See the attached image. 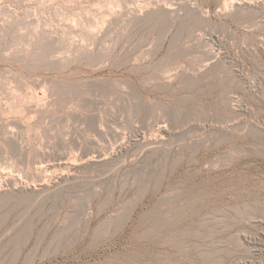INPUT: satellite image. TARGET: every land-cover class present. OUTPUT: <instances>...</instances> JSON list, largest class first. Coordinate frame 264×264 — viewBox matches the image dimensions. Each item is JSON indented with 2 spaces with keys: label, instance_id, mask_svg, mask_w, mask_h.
<instances>
[{
  "label": "rangeland",
  "instance_id": "rangeland-1",
  "mask_svg": "<svg viewBox=\"0 0 264 264\" xmlns=\"http://www.w3.org/2000/svg\"><path fill=\"white\" fill-rule=\"evenodd\" d=\"M138 1L0 0V264H264V0Z\"/></svg>",
  "mask_w": 264,
  "mask_h": 264
},
{
  "label": "bare ground",
  "instance_id": "bare-ground-1",
  "mask_svg": "<svg viewBox=\"0 0 264 264\" xmlns=\"http://www.w3.org/2000/svg\"><path fill=\"white\" fill-rule=\"evenodd\" d=\"M137 1H138V0H137ZM182 1H183V0H182ZM182 1H181V2H182ZM138 2H139V1H138ZM225 2H226V1H225ZM179 3H180V2H179ZM187 3H188V2H187ZM138 4H139V3H138ZM139 5H140V4H139ZM243 6H244V5H243ZM160 7H163V6L161 5ZM4 8H5V7H4ZM132 8H133V7H132ZM164 8H165V7H164ZM166 8H167V7H166ZM168 8H169V7H168ZM168 8L166 9L167 11H168ZM170 8H172V7H170ZM0 9H1V8H0ZM7 9H8V8H7ZM145 9H146V8H145ZM148 9H149V6H148ZM157 9H158V8H157ZM157 9H156V10H157ZM162 9H163V8H162ZM190 9H191V7H190ZM140 10H141V9H140ZM158 10H159V9H158ZM28 11H29V10H27L26 12H28ZM169 11H170V9H169ZM14 12H15V11H14ZM156 12H157V11H156ZM156 12H155V14H156ZM159 12H160V10H159ZM161 12H163V10H162ZM7 13H8V12H7ZM151 13H152V12H151ZM139 14H140V13H139ZM146 14H147V13H146ZM160 14H161V13H160ZM16 15H17V14H16ZM28 15H29V14H28ZM134 16H135V15H134ZM139 16H140V15H139ZM146 16H148V15H146ZM21 17H22V16H21ZM144 17H145V16H144ZM22 18H23V17H22ZM137 18H139V17L137 16ZM141 18H142V17H141ZM141 18H140V19H141ZM14 19H15V18H14ZM6 20H7V19H5V22H6ZM9 20H10V19H9ZM11 20H12V19H11ZM15 20H16V19H15ZM19 20H20V19H19ZM25 20H26V19H25ZM25 20H24V21H25ZM11 22H13V21H11ZM7 23H8V22H7ZM18 23H19V22H18ZM22 24H23V23H22ZM3 25H4V24H3ZM16 25H17V24H16ZM6 26H7V25H6ZM10 26H11V25H10ZM17 27H18V26H17ZM3 28H5V27H3ZM8 29H9V28H8ZM43 29H44V28H43ZM9 30H10V29H9ZM16 30H17V28H16ZM18 30H20V29H18ZM5 31H6V30H5ZM16 32H17V31H16ZM49 32H50V31H48V33H49ZM6 33H7V32H6ZM6 33H5V34H6ZM10 33H11V32H10ZM40 33H41V32H40ZM91 33H92V32H91ZM2 34H3V33H2ZM14 35H15V34H14ZM42 35H43V34H42ZM47 35H48V34H47ZM6 36H7V35H6ZM11 36H12V35H11ZM15 36H16V35H15ZM3 37H4V35H3ZM17 37H18V36H17ZM52 37H53V36H52ZM1 38H2V37H1ZM14 38H15V37H14ZM19 38H20V37H19ZM23 38H24V37H23ZM42 38H43V37H42ZM47 38H48V37H47ZM95 38H96V37H95ZM21 39H22V38H21ZM0 40H2V39H0ZM47 41H48V40H47ZM50 41H51V39H50ZM1 42H2V41H1ZM5 43H6V42H5ZM70 43L73 44V42H70ZM40 44H41V42H40ZM40 44H39V45H40ZM42 44H43V43H42ZM44 44H45V43H44ZM78 44H79V43H78ZM80 45H81V44H80ZM82 45H83V44H82ZM82 45H81V46H82ZM2 46H3V44H2ZM3 47H4V46H3ZM44 48H45V47H44ZM46 48H47V46H46ZM86 48H87V46H86ZM1 49H2V47H1ZM1 49H0V50H1ZM4 49H5V48H4ZM81 49H82V47H81ZM46 50H47V49H46ZM91 50H93V49H91ZM19 51H20V50H19ZM44 51H45V50H44ZM81 51H82V50H81ZM81 51H80V52H81ZM0 52H1V51H0ZM3 52H5V51H3ZM21 52H22V51H21ZM78 52H79V50H78ZM94 52H95V51H94ZM11 53H12V52H11ZM11 53H10V54H11ZM13 53H14V52H13ZM16 53H17V51H16ZM82 53H83V52H82ZM3 54H4V53H3ZM89 54H90V53H89ZM99 54H101V53H99ZM99 54H98V55H99ZM4 55H5V54H4ZM6 55H7V54H6ZM90 55H91V54H90ZM98 55H95V56H98ZM57 56H58V55H57ZM82 56H83V55H82ZM2 57H3V56H2ZM5 57H6V56H5ZM83 57H84V56H83ZM81 58H82V57H81ZM89 58H90V57H89ZM60 59H61V58H60ZM60 59H59V60H60ZM54 60H55V59H54ZM57 60H58V58H57ZM64 60H65V59H64ZM96 60H97V58H96ZM50 61H51V60H50ZM55 61H56V60H55ZM62 62H63V61H62ZM62 62H61V63H62ZM65 62H66V61H65ZM51 63H52V62H51ZM57 63H58V62H57ZM49 64H50V63H49ZM52 65H53V64H52ZM9 81H10V80H9ZM39 81H41V80H39ZM5 82H6V81H5ZM52 82H53V81H52ZM0 83H1V82H0ZM41 83H42V82H41ZM47 83H48V82H47ZM50 83H51V81H50ZM56 83H57V82H56ZM110 83H111V81H110ZM115 83H116V82H115ZM10 84H11V82H10ZM34 84H35V83H34ZM36 84H37V83H36ZM42 84H43V83H42ZM51 85H52V84H51ZM53 85H54V84H53ZM115 85H116V84H115ZM118 85H119V84H118ZM2 86H3V85H2ZM7 86H8V85H7ZM49 86H50V84H49ZM93 86H94V85H93ZM99 86H100V85H99ZM8 87H9V86H8ZM11 87H12V86H11ZM35 87H36V86H35ZM40 87H41V86H40ZM47 87H48V85H47ZM47 87H45V88H47ZM65 87H66V86H65ZM68 87H69V86H68ZM71 87H72V86H71ZM91 87H92V86H91ZM118 87H119V86H118ZM9 88H10V87H9ZM14 88H15V87H14ZM50 88H51V87H50ZM120 88H121V87H120ZM3 89H4V88H3ZM7 89H8V88H7ZM16 89H17V88H16ZM34 89H35V88H34ZM47 89H48V88H47ZM65 89H66V88H65ZM67 89H68V88H67ZM69 89H70V88H69ZM8 90H9V89H8ZM14 90H15V89H14ZM39 90H40V89H39ZM51 90H52V89H51ZM71 90H72V89H71ZM94 90H95V89H94ZM4 91H5V90H4ZM4 91H3V92H4ZM9 91H10V90H9ZM29 91H31V90H29ZM47 91H48V90H47ZM63 91H64V90H63ZM63 91H62V92H63ZM14 92H15V91H14ZM34 92H35V91H34ZM42 92H43V91H42ZM51 92H52V91H51ZM109 92H110V91H109ZM118 92H119V91H118ZM6 93H9V92H6ZM10 93H11V92H10ZM25 93H26V92H25ZM27 93H28V92H27ZM27 93H26V94H27ZM31 93H32V92H31ZM39 93H40V91H37V92H36V95H37V94L39 95ZM99 93H100V92H99ZM102 93H103V92H102ZM20 94H21V93H20ZM28 94H29V93H28ZM41 94H42V93H41ZM43 94H44V93H43ZM45 94H46V93H45ZM50 94H52V93H50ZM65 94H66V93H65ZM65 94H63V95H65ZM105 94H106V92H105ZM108 94H109V93H108ZM17 95H18V94H17ZM17 95H16V96H17ZM22 95H24V94H22ZM31 95H32V94H31ZM38 95H37V96H38ZM57 95H58V94H57ZM9 96H10V95H9ZM11 96H12V95H11ZM11 96H10V97H11ZM16 96H15V97H16ZM19 96H20V95H19ZM25 96H26V95H25ZM28 96H29V95H28ZM59 96H60V95H59ZM12 97H13V96H12ZM30 97H31V96H30ZM32 97H33V95H32ZM39 97H40V96H39ZM52 97H53V96H52ZM62 97H63V96H62ZM16 98H17V97H16ZM18 98L20 99V97H18ZM22 98H24V97L22 96ZM25 98H26V97H25ZM34 98H35V96H34ZM34 98H33V99H34ZM40 98H41V97H40ZM97 98L99 99V97H97ZM14 99H15V98H14ZM27 99H28V98H27ZM37 99H38V97H37ZM46 99H47V98H46ZM49 99H50V98H49ZM53 99H54V98H53ZM60 99H61V98H60ZM88 99H89V97H88ZM12 100H13V98H12ZM17 100H18V99H17ZM28 100H29V99H28ZM42 100H43V99H42ZM42 100H40V101H42ZM56 100H57V99H56ZM104 100H105V99H104ZM2 101H3V100H2ZM9 101H10V100H9ZM15 101H16V100H15ZM35 101H36V100H35ZM45 101H46V100H45ZM49 101H50V100H49ZM93 101H94V100H93ZM17 102H18V101H17ZM17 102H16V104H17ZM22 102H23V101H22ZM22 102H21V103H22ZM24 102H25V101H24ZM37 102H38V100H37ZM91 102H92V101H91ZM1 103H2V102H1ZM7 103H8V102H7ZM10 103H11V102H10ZM13 103H14V102H13ZM27 103H28V102H27ZM38 103H39V102H38ZM43 103H44V102H43ZM101 103H102V100H101ZM105 103H106V102H105ZM28 104H30L31 106L35 107V104H34V103H30V101H29ZM40 104H42V103H40ZM83 104H84V103H83ZM93 104H94V103H93ZM102 104H103V103H102ZM6 105H7V104H6ZM6 105H5V107H6ZM13 105H14V104H13ZM26 105H27V104H26ZM86 105H87V104H86ZM99 105H100V104H98V107H99ZM104 105H106V104H104ZM108 105H109V104H108ZM16 106H17V105H16ZM21 106H22V104H21ZM21 106H20V107H21ZM27 106H28V105H27ZM94 106H95V105H94ZM0 107H1V106H0ZM20 107H19V108H20ZM29 107H30V106H29ZM107 107H109V106H107ZM88 108H89V107H88ZM88 108H87V109H88ZM94 108H96V107H94ZM14 109H15V108H14ZM14 109H13V110H14ZM84 109H85V108H84ZM105 109H106V107H105ZM5 110H6V109H5ZM20 110H21V109H19V111H20ZM23 110H24V108H23ZM25 110H26V109H25ZM37 110H38V109H37ZM40 110H41V109H40ZM49 110H50V109H49ZM70 110H71V109H70ZM108 110H110V107H109ZM6 111H7V110H6ZM6 111H5V112H6ZM11 111H12V110H11ZM11 111H10V112H11ZM43 111H44V110H43ZM46 111H47V109H46ZM75 111H76V109H75ZM87 111H88V110H87ZM93 111H94V110H93ZM99 111H100V110H99ZM7 112H8V111H7ZM12 112H13V111H12ZM12 112H11V113H12ZM21 112H22V111H21ZM89 112H90V111H89ZM105 112H106V111H105ZM110 112H111V111H110ZM8 113H9V112H8ZM15 113H16V112H15ZM17 113H19V112H17ZM0 114H1V113H0ZM20 114H21V113H20ZM33 114H34V113H33ZM36 114H37V113H36ZM41 114H42V113H41ZM78 114H79V113H78ZM9 115H10V114H9ZM12 115H13V114H12ZM29 115H30V114H29ZM39 115H40V114H39ZM44 115H45V114H44ZM51 115H52V114H51ZM68 115H69V114H68ZM72 115H73V114H72ZM75 115H77V114H75ZM75 115H74V116H75ZM99 115H100V114H99ZM111 115H112V114H111ZM13 116H14V115H13ZM33 116H34V115H32V117H33ZM59 116H60V115H59ZM59 116H58V118H59ZM96 116H97V114H96ZM96 116H95V117H96ZM26 117H28V116H26ZM34 117H35V116H34ZM34 117H33V118H34ZM38 117H39V116H38ZM49 117H50V116H49ZM49 117H48V118H49ZM71 117H72V116H71ZM83 117H84V116H83ZM93 117H94V116H93ZM114 117H115V116H114ZM1 118H2V117H1ZM18 118H19V117H18ZM29 118H30V116H29ZM35 118H36V117H35ZM51 118H52V117H51ZM63 118H64V117H63ZM72 118H73V117H72ZM75 118H76V116H75ZM80 118H81V117H80ZM13 119H14V118H13ZM41 119H42V118H41ZM46 119H47V117H46ZM54 119H55V118H54ZM88 119H89V118H88ZM90 119H91V118H90ZM95 119H96V118H95ZM101 119H102V118H101ZM111 119H113V118H111ZM115 119H117V118H115ZM15 120H16V119H15ZM28 120H29V119H28ZM30 120H32V119H30ZM73 120H74V119H73ZM92 120H93V119H92ZM18 121H19V120H18ZM52 121H53V120H52ZM58 121H59V120H58ZM76 121H77V119H76ZM78 121H79V120H78ZM84 121H85V120H84ZM89 121H90V120H89ZM94 121H95V120H94ZM94 121H92V123H93ZM104 121H105V120H104ZM116 121H117V120H116ZM162 121H163V120H162ZM4 122H5V121H4ZM11 122H12V120H11ZM53 122H54V121H53ZM96 122H97V119H96ZM96 122H95V123H96ZM132 122H133V121H132ZM18 123H19V122H18ZM75 123H76V122H75ZM95 123H94V124H95ZM115 123H116V122H115ZM128 123H129V122H128ZM11 124H12V123H11ZM52 124H53V123H52ZM77 124H78V123H77ZM88 124H89V123H88ZM94 124H91V125H94ZM109 124H110V123H109ZM30 125H31V124H30ZM50 125H51V124H50ZM89 125H90V124H89ZM95 125H96V124H95ZM95 125H94V126H95ZM97 125H98V124H97ZM97 125H96V126H97ZM107 125H108V124H107ZM128 125H130V124H128ZM5 126H6V125H5ZM51 126H52V125H51ZM51 126H50V127H51ZM101 126H102V125H101ZM132 126H134V125H132ZM138 126H139V125H138ZM157 126H158L157 130H158L159 134L161 135V137H163V136H164L163 134L165 133V128H164L165 125L163 126V124H162V122H161V124H158ZM21 127H22V126H21ZM24 127H25V126H24ZM26 127H27V126H26ZM47 127H48V126H47ZM84 127H85V126H84ZM88 127H89V126H88ZM102 127H104V126H102ZM117 127H118V126H117ZM8 128H10V127H8ZM82 128H83V126H82ZM85 128H86V127H85ZM90 128H91V127H90ZM90 128H88V130H89ZM92 128H94V127H92ZM105 128H106V127H105ZM115 128H116V127H115ZM134 128H135V127H134ZM140 128H141V127H140ZM53 129H55V128H53ZM73 129H74V128H73ZM100 129H101V131H100ZM137 129H138V128H137ZM22 130H23V129H22ZM75 130H76V128H75ZM93 130H94V131H97L96 133H98V134H102V133H103L101 127H100V128L97 127V129L95 128V129H93ZM117 130H118V128H117ZM140 131H141V130H140ZM155 131H156V130H155ZM22 132H23V131H22ZM101 132H102V133H101ZM135 132H136V131H135ZM142 132H143V131H142ZM145 132H146V131H145ZM8 133H9V132H8ZM8 133H7V134H8ZM80 133H81V132H80ZM80 133H79V134H80ZM84 133H85V132H84ZM122 133H123V132H122ZM11 134H12V132H11ZM82 134H83V133H82ZM112 134L116 135L115 133H112ZM135 134H136V133H135ZM20 135H21V134H20ZM59 135H60V134H59ZM80 135H81V134H80ZM93 135H94V134H93ZM123 135H124V134H123ZM155 135H156V134H155ZM157 135H158V134H157ZM90 136H91V135H90ZM101 136H102V135H101ZM135 136H137V135H135ZM26 137H27V136H26ZM71 137H72V136H71ZM77 137H78V136H77ZM77 137H76V138H77ZM114 137H115V136H114ZM116 137H118L117 139H119V136L116 135ZM137 137H138V136H137ZM140 137H141V136H140ZM145 137H147V136L145 135ZM60 138H61V137H60ZM67 138H68V137H67ZM86 138H87V137H86ZM90 138H91V137H90ZM93 138H94V137H93ZM138 138H139V137H138ZM157 138H158V137H157ZM157 138H156V139H157ZM159 138H160V137H159ZM23 139H24V138H23ZM72 139H73V138H72ZM72 139H71V140H72ZM80 139H81V138H80ZM98 139H99V138H98ZM130 139H131V138H130ZM141 139H142V138H141ZM143 139H144V137H143ZM156 139H155V140H156ZM63 140H65V139H63ZM86 140H87V139H86ZM103 140H104V139H103ZM107 140H108V139H107ZM74 141H75V140H74ZM126 141H127V140H126ZM138 141H139V139H138ZM143 141H144V140H143ZM67 142H68V141H67ZM85 142H86V141H85ZM88 142L94 146V143H95L94 140L91 139V140H88ZM110 142H111V141H110ZM119 142H120V140H119ZM129 142H130V141H129ZM136 142H137V141H136ZM144 142H145L147 145H148V144L151 145V143H152V142L149 141V140H146V141H144ZM160 142H161V141H160ZM64 143H66V142H64ZM97 143H98V142H97ZM106 143H107V142H106ZM116 143H117V142H116ZM139 143H140V141H139ZM62 144H63V143H62ZM69 144H70V143H69ZM111 144H112V143H111ZM111 144H110V145H111ZM114 144H115V143H114ZM134 144H135V143H134ZM146 144H145V145H146ZM158 144H159V143H158ZM16 145H17V144H16ZM16 145H15V146H16ZM86 145H87V144H86ZM102 145H103V144H102ZM122 145H123V144H122ZM21 146H22V145H21ZM93 146H92V148H93ZM117 146H118V145H117ZM74 147H75V146H74ZM83 147H85V146H83ZM89 147H90V146H89ZM101 147H103V146H101ZM113 147H114V146H113ZM144 147H145V146H144ZM148 147H149V146H148ZM115 148H116V147H115ZM76 149H77V148H76ZM101 149H102V148H101ZM103 149H104V148H103ZM111 149H112V148H111ZM156 149H157V148H156ZM0 150H1V149H0ZM7 150H8V149H7ZM18 150H19V149H18ZM77 150H78V149H77ZM84 150H85V149H84ZM96 150H97V148H96ZM98 150H99V149H98ZM98 150L95 151L96 154H95V153L93 152V150H92V152L94 153V155H93V153L91 154V152H90L91 150H90V151H84L83 154L81 153L82 155L80 156V158H79L80 161H78V162H75L76 160H73V159H72V160H73V161H72L71 158L68 159L67 157H66V158L63 157V158H64V159H63V158L61 157V158L58 159L59 161L57 160L58 162L56 161V162H57L56 164H54L55 162H53V164H54L53 166H54V168H55V166H57L58 169L60 168L61 170L66 169L67 171L72 172V173L74 174V170L79 166V164L85 166V165H88V164H93V163H97V164H99V163H103V162H105V161L107 160L106 157H105L106 155H105V154L102 155L103 152L101 153V151H98ZM106 150H107V149H106ZM13 151H14V150H13ZM26 151H27V150H26ZM74 151H75V150H74ZM103 151H104V150H103ZM113 151H114V150H113ZM14 152H15V151H14ZM116 152H117V151H116ZM0 153H1V151H0ZM71 153H72V152H71ZM117 153H118V152H117ZM121 153H122V152H121ZM20 154H21V153H20ZM76 154H77V153H76ZM2 155H3V154H2ZM24 155H25V154H24ZM104 155H105V156H104ZM107 155H109V154H107ZM131 155H132V154H131ZM72 156H73V155H72ZM15 157H16V156H15ZM74 157H76V156H74ZM0 158H1V157H0ZM111 158H113V157H111ZM17 159H18V158H17ZM74 159H75V158H74ZM114 159H115V158H114ZM15 160H16V159H15ZM109 160H110V159H109ZM116 160H117V159H116ZM118 160H120V159H118ZM107 161H108V160H107ZM19 162H20V161H19ZM50 162H51V161H50ZM114 162H115V161H114ZM44 163H45V162H44ZM44 163H43V164H44ZM2 164H3V163H2ZM4 164H5V163H4ZM38 164H39V163H38ZM40 164L42 165L41 162H40ZM48 164H49V163H48ZM113 164H114V163H113ZM2 166H3V165H2ZM36 166H37V168H39V169L41 168V166H38V165H36ZM47 166H48V165H47ZM53 166H51V167H53ZM5 167H6V166H5ZM43 167H44V165H43ZM43 167H42V168H43ZM45 167H46V166H45ZM45 167H44V169H46ZM51 167H49L48 170H50ZM106 167H107V166H106ZM42 168H41V169H42ZM114 168H115V167H114ZM1 169H2V168H1ZM55 169H57V168H55ZM112 169H113V168H112ZM61 170H60V171H61ZM105 170H106V169H105ZM110 170H111V168H110ZM110 170H109V171H110ZM113 170H114V169H113ZM35 171H36V170H35ZM37 171H38V170H37ZM39 171H40V170H39ZM56 171H57V170H56ZM63 171H64V170H63ZM82 171H83V170H82ZM114 171H115V170H114ZM5 172H6V171H5ZM54 172H55V171H54ZM49 173H51V172H49ZM59 173H60V172H59ZM75 173H76V171H75ZM85 173H86V172H85ZM87 173H88V172H87ZM92 173H93V172H92ZM92 173H91V174H92ZM108 173H109V172H108ZM0 174L3 175V173H1V172H0ZM46 174H47V173H46ZM43 175H44V174H43ZM77 175H78V174H77ZM87 176H88V175H87ZM60 177H61V178H62V177H65V176H64V173H61V174H60ZM75 177H76V176H75ZM84 177H85V176H84ZM6 178H8V177H6ZM43 178H44V177H43ZM66 178H67V177H66ZM85 178H86V177H85ZM12 179H13V178H12ZM46 179H47V178H46ZM87 179H88V178H87ZM95 179H96V178H95ZM1 180H2V179H1ZM42 180H43V179H42ZM91 180H92V179H91ZM51 181H52V180H51ZM92 181H93V180H92ZM46 182H47V181H46ZM67 182H68V181H67ZM89 182H90V181H89ZM89 182H88V183H89ZM13 183H14V182H13ZM64 183H65V182H64ZM84 183H85V182H84ZM84 183H83V184H84ZM15 184H16V183H15ZM26 184H27V183H26ZM18 185H19V184H18ZM23 185H24V184H23ZM85 185H86V184H85ZM13 186H14V185H13ZM15 186H16V185H15ZM20 186H21V185H20ZM96 186H97V185H96ZM99 186H100V185H99ZM37 187H38V186H37ZM40 187H41V186H40ZM86 187H88V186H86ZM97 187H98V186H97ZM42 188H43V187H42ZM54 188H55V187H54ZM54 188H53V189H54ZM3 189H4V188H3ZM38 189H39V188H38ZM94 189H95V188H94ZM94 189H93V190H94ZM96 189H97V188H96ZM47 190H48V189H47ZM49 190H50V189H49ZM60 190H61V189H60ZM62 190H63V188H62ZM20 191H21V189H20ZM23 192H25V191H23ZM26 192H27V191H26ZM53 192H55V191H53ZM62 192H63V191H62ZM81 192H82V191H81ZM96 192H97V191H96ZM9 193H10V192H9ZM35 193H36V192H35ZM42 193H43V192H42ZM42 193H41V194H42ZM93 193H94V192H93ZM93 193H92V195H93ZM18 194H19V193H18ZM24 194H25V193H24ZM32 194H34V193H32ZM38 194H39V193H38ZM41 194H39L40 196H38V197H41ZM71 194H72V193H71ZM81 194H83V193H81ZM96 194H97V193H96ZM0 195H2V194H0ZM5 195H6V194H5ZM10 195H11V194H10ZM21 195H22V194H20V196H21ZM25 195H26V194H25ZM43 195H44V194H43ZM60 195H61V194H60ZM106 195H107V194H106ZM87 196H88V195H86V197H87ZM108 196H109V195H108ZM6 197H7V195H6ZM6 197H5V198H6ZM27 197H28V196H27ZM27 197H26V199H27ZM44 197H45V196H44ZM50 197H51V196H50ZM57 197H58V196H57ZM84 197H85V196H84ZM0 198H1V197H0ZM29 198L31 199V197H29ZM34 198H37V197H34ZM82 198H83V197H82ZM105 198H108V197H105ZM105 198L103 199L104 202H105V200H106ZM19 199H20V198H19ZM42 199H43V198H42ZM69 199H70V198H69ZM86 199H87V198H86ZM35 200H36V199H35ZM35 200H34V201H35ZM44 200H45V199H44ZM84 200H85V199H84ZM21 201H23V200H21ZM24 201H25V200H24ZM37 201H38V200H37ZM69 201H70V200H69ZM42 202H43V201H42ZM42 202H41V203H42ZM89 202H90V200H89ZM104 202H103V203H104ZM30 203H31V202H30ZM30 203H29V204H30ZM34 203H35V202H34ZM78 203H79V202H78ZM100 203H101V202H100ZM84 204H85V202H84ZM87 205H88V203H87ZM78 206H79V205H78ZM81 206H82V205H81ZM81 206H80V207H81ZM103 206H105V205H103ZM103 206H102V207H103ZM31 207H32V206H31ZM37 207H38V206H37ZM50 207H51V206H50ZM97 207H98V206H97ZM74 208L76 209L77 207H74ZM41 209H42V208H41ZM83 209H85V208H83ZM83 209H82V210H83ZM47 210H48V208L46 209V211H47ZM99 211H100V210H99ZM99 211H98V212H99ZM26 212H27V211H26ZM38 212H39V210H38ZM27 213H28V212H27ZM36 213H37V212H36ZM41 213H42V212H41ZM41 213H40V214H41ZM47 213H48V212H47ZM78 214H79V213H78ZM43 215H44V214H43ZM53 215H54V214H53ZM82 215H83V214H82ZM39 217H40V216H39ZM71 219H72V218H71ZM105 219H106V218H105ZM73 220H74V219H73ZM111 220H112V219H111ZM21 221H22V220H21ZM75 221H76V220H75ZM15 222H16V221H15ZM17 222H19V220H18ZM55 222H56V221H55ZM65 222H66V221H65ZM15 224H16V223H15ZM17 225H18V224H17ZM61 225H62V224H61ZM102 226H103V225H102ZM15 227H17V226H15ZM58 227H59V226H58ZM23 229H24V228H23ZM40 233H41V232H40ZM32 248H33V247H32ZM29 250H30V249H29ZM33 250H34V249H33Z\"/></svg>",
  "mask_w": 264,
  "mask_h": 264
}]
</instances>
